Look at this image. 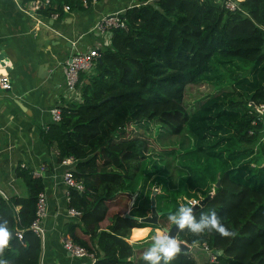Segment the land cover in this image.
I'll return each instance as SVG.
<instances>
[{
  "label": "trees",
  "instance_id": "obj_1",
  "mask_svg": "<svg viewBox=\"0 0 264 264\" xmlns=\"http://www.w3.org/2000/svg\"><path fill=\"white\" fill-rule=\"evenodd\" d=\"M136 1L121 14L126 29L112 31L109 45L100 49L92 73L79 86L80 101L61 107L59 121L49 122L39 132L43 144L56 151L57 161L74 160L69 169L83 185L81 192L68 190L66 207L76 209L79 216L65 224L64 233L94 252L92 264H146L143 254L151 241L128 243L132 230L166 229L160 221L169 222V213L211 194L194 209L196 219L214 211L234 235L222 238L214 231L195 235L185 229L175 238L187 245L204 243L213 251V261L203 264H264V167L252 174L247 163L234 167L257 144L263 126L244 111L248 104H264V0L236 1L234 11L226 10L221 0ZM57 7L39 11L59 13ZM220 67L232 73V84L241 90L233 87L231 94L237 95L226 103L228 110L244 115L234 127L230 145L242 151L236 158L226 148H222L225 157L202 151L190 122L200 107L206 112L203 106L213 97L193 111L182 103L187 85L212 81ZM249 72L247 79L244 75ZM152 122L185 138L170 149L167 159L161 153L150 154L143 139L125 135L129 125ZM15 172L29 193L0 196V223L7 221L11 233L0 259L8 264H39L40 240L29 226L42 183L27 169L17 167ZM258 176L261 181L253 185ZM120 195H133L128 210L110 213L109 202ZM151 197L156 224L140 221L150 214ZM170 264L196 261L189 250L181 251Z\"/></svg>",
  "mask_w": 264,
  "mask_h": 264
},
{
  "label": "crops",
  "instance_id": "obj_2",
  "mask_svg": "<svg viewBox=\"0 0 264 264\" xmlns=\"http://www.w3.org/2000/svg\"><path fill=\"white\" fill-rule=\"evenodd\" d=\"M32 1L0 0V71L5 70L10 83L9 90L0 89V193L4 199L26 197L28 188L15 170L27 169L30 177L40 180L46 197L39 264H88V258L72 257L60 245L65 224L75 222L66 215L61 183L63 171L74 160L57 161L56 151L43 144L39 132L50 122L48 109L62 100L65 60L75 50L98 47L91 31L96 20L122 13L137 1L85 0L83 5L81 0H51L50 8L58 6L55 19L32 9ZM63 5L69 10L64 12ZM84 79L81 74L79 86Z\"/></svg>",
  "mask_w": 264,
  "mask_h": 264
},
{
  "label": "rangeland",
  "instance_id": "obj_3",
  "mask_svg": "<svg viewBox=\"0 0 264 264\" xmlns=\"http://www.w3.org/2000/svg\"><path fill=\"white\" fill-rule=\"evenodd\" d=\"M217 74L215 75V79L212 81L204 82L200 84L187 85L183 92L182 103L186 110L193 111L197 107V104L203 102L209 97H213L212 100H207L203 107L205 108V113H202V108L200 107L199 113L194 115L190 122L193 125L194 130L198 135V142L202 151H217L221 156L225 157V151L222 148H226L229 155L232 158H236L237 155L241 154L242 151L236 152L231 148V144L233 142V131L234 127L239 125V121L244 117L240 112H232L228 110L226 103L230 97H236L237 94H231L233 92L234 84L233 80H230V75L226 71V68H218ZM248 74L244 75L245 78ZM81 75V74H80ZM240 75V74H239ZM251 78V77H250ZM85 82V79H84ZM262 84L264 85V79H262ZM235 88V87H234ZM236 91H241L238 87L235 88ZM247 90V89H246ZM244 90L242 93H244ZM245 115H251V117H255L258 121L262 123V129L260 132V136L257 144H255L248 153L242 155L239 160H235L236 163L234 167H241L247 163V171L252 174L254 173V169H262L264 167V110L260 107H254L249 104L246 106ZM126 137H138L145 141L147 150L150 154H159L161 153L164 156V159L168 158V153L171 151L172 147L177 148L178 141L183 139L181 136H173L168 134L163 128H161L156 122L152 123H143L138 125H129L125 128ZM260 158L262 161L257 163V160ZM228 161L231 163L230 159ZM172 165L175 164L171 162ZM232 164V163H231ZM170 173L172 178L175 179L176 173L173 168L170 169ZM248 176V174L244 173L243 177ZM255 176H250L253 178ZM259 176L253 179V185H256L260 182ZM156 187H154L155 191ZM133 199V195H120L108 204V211L110 213H124L128 210ZM108 216V215H107ZM149 216V215H148ZM159 222V221H158ZM161 225H164V228H169V222H161ZM161 230V229H160ZM155 230L153 231V234ZM150 240V239H148ZM151 241V240H150ZM196 245V244H194ZM193 244L190 245V251L193 258L196 261V264H203L206 261L207 254L202 252L200 248H195ZM199 245V244H197Z\"/></svg>",
  "mask_w": 264,
  "mask_h": 264
},
{
  "label": "built area",
  "instance_id": "obj_4",
  "mask_svg": "<svg viewBox=\"0 0 264 264\" xmlns=\"http://www.w3.org/2000/svg\"><path fill=\"white\" fill-rule=\"evenodd\" d=\"M50 3L51 0H34L32 1L31 8L39 11L40 9L48 8L50 6ZM81 3L85 5L86 1L81 0ZM221 5L228 11H234L238 8L236 0H221ZM62 10L64 12L68 11L69 10L68 5H63ZM121 14L122 13H112L110 15H105L99 18L98 20H96L91 27V31L99 39L98 47L92 49H86L84 51L75 50L72 54L69 55L67 60H65L63 66L61 67V73L63 77V91L61 94L62 100L59 102L58 106H53L50 109H48L50 122L56 123L59 121L61 107H65V105L70 102L80 101V94L78 90L79 75L82 74L85 77L86 75L92 73L94 65L98 60L100 49L109 45L113 30L126 29V25L124 23V19L121 17ZM49 17L55 19L58 17V13L51 12L49 13ZM0 89L2 90L10 89V83L8 77L6 76V72L0 74ZM256 107H260L262 110H264V104H261ZM67 160L72 161L73 159L68 157L67 159L64 160V162H66ZM33 174L35 176H38V174L36 173ZM61 183L64 186L63 195L66 203L68 202L69 199L68 196L69 189H73L77 192H81L83 190L82 183L80 181H77L73 177L72 172L69 168L63 171L61 176ZM0 196H2L1 193ZM192 201L194 200L188 201L189 206H191ZM45 210H46V197L44 193L40 191L36 195L35 212H34L35 217L29 226V229L39 238L40 241L43 238V229L41 227L40 221L45 215ZM65 212L66 215L71 218H77L79 216V212L72 207L67 206ZM16 235L17 237L20 236L19 234ZM60 245L62 249L72 257L88 258L89 259L88 264H92L95 260L93 252H88L83 247L73 243L67 236L63 237L60 240ZM193 247L200 248L202 252L207 254L208 257L207 260L213 261L214 252L211 251L204 243H201L200 245L196 244Z\"/></svg>",
  "mask_w": 264,
  "mask_h": 264
},
{
  "label": "clouds",
  "instance_id": "obj_5",
  "mask_svg": "<svg viewBox=\"0 0 264 264\" xmlns=\"http://www.w3.org/2000/svg\"><path fill=\"white\" fill-rule=\"evenodd\" d=\"M196 201L191 202V206L181 205L175 213H169L168 221L175 225L178 231L188 229L191 233L199 235L208 232L218 233L222 238H229L234 235L228 228L221 223L216 213L201 214L199 220L194 215L193 208ZM11 233L7 227V221L0 223V256L9 246ZM151 240V246L144 252L143 260L146 264H170V262L181 252V246L175 236H170L168 231L156 229L152 233L148 228H134L131 234L130 242H138L142 240ZM184 243V242H183ZM187 245V244H186ZM188 247L190 245H187ZM190 250V247H189ZM0 264H8L5 259H0Z\"/></svg>",
  "mask_w": 264,
  "mask_h": 264
},
{
  "label": "water",
  "instance_id": "obj_6",
  "mask_svg": "<svg viewBox=\"0 0 264 264\" xmlns=\"http://www.w3.org/2000/svg\"><path fill=\"white\" fill-rule=\"evenodd\" d=\"M1 56H2V53H0V58H1ZM2 70L3 71H0V74L5 73L4 72L5 70L4 69H2ZM216 185H217V182H216ZM210 195L211 194H208L203 199L199 200L198 203L196 204V206H194L193 211H194L195 208L202 206L205 203V201L210 197ZM150 202H151V204H150L151 205V210H150L149 216L140 219V221L156 224L157 223L156 220H157L158 214L153 208V198L152 197L150 198ZM163 230L168 231L169 235L173 236V237L175 236L176 232L178 231L177 227L175 225H172V224L169 226V228L163 229ZM179 243H180V246H181V251H185V252L189 251V247L185 243H183V242H179Z\"/></svg>",
  "mask_w": 264,
  "mask_h": 264
}]
</instances>
